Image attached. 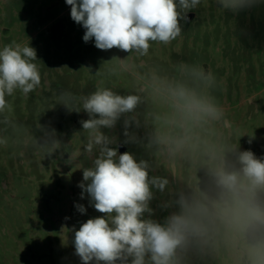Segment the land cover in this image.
<instances>
[{
  "label": "rangeland",
  "instance_id": "374dc122",
  "mask_svg": "<svg viewBox=\"0 0 264 264\" xmlns=\"http://www.w3.org/2000/svg\"><path fill=\"white\" fill-rule=\"evenodd\" d=\"M70 10L66 0H0V49L13 41L30 44L41 75L27 96L19 90L6 96L11 111L3 115L9 123L0 115V140H7L0 143V264H81L74 230L103 215L87 194L81 199L78 187L83 168L98 154L85 151L88 133L80 121L89 117L60 104L62 92L82 97L106 87L140 97L128 137L126 117L102 131L115 140L110 147L118 155L122 144L137 162L152 165L150 177L169 180L163 192L152 189V214L145 213V219L163 224L178 211L175 201L181 195L207 205L211 213L221 194L216 168L238 170L236 155L245 150L264 158V0L237 13L222 10L217 0H201L187 13L194 15L192 21H180L175 40L150 42L143 57L117 48L99 50L94 40L85 43V29L71 19ZM182 64L213 73L210 94L224 110L221 121L188 118L173 106L170 89L178 84L198 96L209 94ZM113 67L115 75L108 72ZM53 130L61 146L50 154L39 142ZM258 201L264 206V192ZM203 224L205 232L185 264H253L251 249L264 241V226H225L211 214Z\"/></svg>",
  "mask_w": 264,
  "mask_h": 264
},
{
  "label": "clouds",
  "instance_id": "9594fccd",
  "mask_svg": "<svg viewBox=\"0 0 264 264\" xmlns=\"http://www.w3.org/2000/svg\"><path fill=\"white\" fill-rule=\"evenodd\" d=\"M257 2L217 0L222 10L234 13ZM200 3L201 0H66L71 6V19L85 29V43L94 40L99 50L117 48L140 57L148 55L150 42L169 44L175 40L182 31L180 21L187 20V13ZM34 61L37 53L30 44L13 41L0 49V115L11 111L6 96L17 90L27 96L40 85L41 75ZM182 66L194 81L207 87L209 94L198 96L194 90L178 84L170 89L173 106L188 118L221 121L224 110L210 94L216 81L213 73L198 65ZM121 67L127 70L123 61ZM116 71L115 67L108 69L111 75ZM59 100L69 110L88 114L87 120L80 121L83 131L88 133L85 151L98 152L91 166L83 168V180L78 184L81 199L87 194L90 205L103 214L74 230L75 254L81 264H128V258L130 264H185L187 254L197 249L198 238L205 232L203 217L209 214L225 226L240 222L246 229L264 226V206L258 201L259 193L264 192V158H258L251 150L236 155L238 170L228 171L223 165L216 168L214 176L221 194L211 213L207 205L181 195L175 201L178 211L168 215L162 224L144 216L152 214V189L163 192L169 180L150 177L152 165L146 160L137 162L130 152L118 155L117 148L110 147L115 140L102 131L115 128L126 117L124 135L128 137V128L136 123L130 114L140 103V97L98 87L82 97L62 92ZM3 122H10L7 115H3ZM176 143L181 146L183 142ZM39 144L50 154L61 146L54 138V130ZM76 208L82 214L86 212L84 205L77 204ZM251 255L253 264H264V241L253 246Z\"/></svg>",
  "mask_w": 264,
  "mask_h": 264
},
{
  "label": "water",
  "instance_id": "95a60500",
  "mask_svg": "<svg viewBox=\"0 0 264 264\" xmlns=\"http://www.w3.org/2000/svg\"><path fill=\"white\" fill-rule=\"evenodd\" d=\"M193 17H194V15H193V14H190L189 17H188V19L190 20V19H192ZM125 150H126V148L124 147V145L120 144V145H119V151H120V153H124Z\"/></svg>",
  "mask_w": 264,
  "mask_h": 264
},
{
  "label": "flooded vegetation",
  "instance_id": "af4514ba",
  "mask_svg": "<svg viewBox=\"0 0 264 264\" xmlns=\"http://www.w3.org/2000/svg\"><path fill=\"white\" fill-rule=\"evenodd\" d=\"M189 15H190V14H187V20H185V23H186V24H189V23L192 21V19H190V20L188 19Z\"/></svg>",
  "mask_w": 264,
  "mask_h": 264
}]
</instances>
